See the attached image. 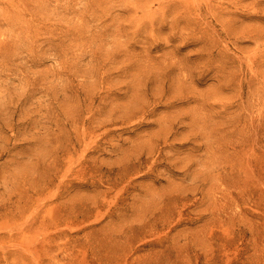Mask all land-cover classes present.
<instances>
[{
    "label": "rangeland",
    "instance_id": "1",
    "mask_svg": "<svg viewBox=\"0 0 264 264\" xmlns=\"http://www.w3.org/2000/svg\"><path fill=\"white\" fill-rule=\"evenodd\" d=\"M0 264H264V0H0Z\"/></svg>",
    "mask_w": 264,
    "mask_h": 264
}]
</instances>
